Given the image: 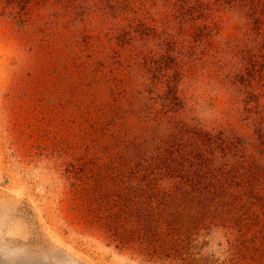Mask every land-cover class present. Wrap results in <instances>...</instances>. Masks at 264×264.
I'll return each mask as SVG.
<instances>
[{
    "label": "rangeland",
    "instance_id": "374dc122",
    "mask_svg": "<svg viewBox=\"0 0 264 264\" xmlns=\"http://www.w3.org/2000/svg\"><path fill=\"white\" fill-rule=\"evenodd\" d=\"M0 264H264V0H0Z\"/></svg>",
    "mask_w": 264,
    "mask_h": 264
}]
</instances>
